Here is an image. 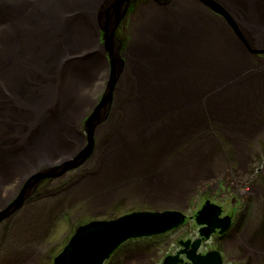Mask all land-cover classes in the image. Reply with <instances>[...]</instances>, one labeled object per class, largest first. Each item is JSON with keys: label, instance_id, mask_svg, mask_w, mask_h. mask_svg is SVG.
Returning <instances> with one entry per match:
<instances>
[{"label": "rangeland", "instance_id": "1", "mask_svg": "<svg viewBox=\"0 0 264 264\" xmlns=\"http://www.w3.org/2000/svg\"><path fill=\"white\" fill-rule=\"evenodd\" d=\"M47 1L49 2L50 0ZM32 2L39 4V0H24L23 7L16 10L15 14H12L9 9V0H0V60L2 65L11 67L13 65L12 68L16 72L15 75L12 73L13 70H4L0 73V208L3 204L10 203L17 198L18 190L22 188V176L31 167H35L42 158L49 156L50 158L68 157L71 154L58 148L59 145L56 146L52 140H46L49 137V132H46L47 129L53 127L49 131H55V126L63 134L61 137L65 141L63 144L67 145L66 148L71 152L78 150L77 140L78 136L81 139L79 132H83V130H78L77 124H82L83 122L84 126L85 120L82 114L92 109L91 107L101 104L100 101L107 86V80H105L107 72L101 67V63L99 64L100 61H105L106 55L102 49L98 48L95 40L96 35L94 36L95 38L89 36L91 31L89 29V21L97 25L95 29L99 27L100 12L111 4L109 0H59L54 8H51V10L44 9L39 15H31L33 11H36ZM144 6L145 4L143 6L139 4L132 9L135 15L127 19L125 24H123V29L118 33L119 42L122 43V52L130 53V55L135 54L137 49L132 43L143 47L145 43L150 41L149 37L140 36V32L143 29L141 27L149 24L144 13H140L143 11ZM247 8L249 9V7ZM148 9L146 8V10ZM243 13L249 15V17L246 16L248 21L243 20L248 25L260 23L263 26L261 38L259 37L260 40L255 38L253 42L248 45L243 44V46L247 50L249 68L252 69L250 73L264 76V22H258L264 19V11L261 14L262 18L252 15L254 23L250 20L249 12L244 11ZM167 15H174V9ZM29 16L37 18V24L30 23L29 19H27ZM218 19L227 20L224 17ZM95 20L98 23H95ZM220 20L216 23V26L221 25L222 22ZM39 23L40 26L36 29ZM46 24L47 27L45 28ZM153 28L154 26L151 29L155 32ZM218 28L222 30L221 27ZM223 28L227 32L232 30L230 25H226ZM23 29L30 31L29 42L9 33V31L19 33ZM248 36V32H246L244 39ZM6 39L14 40V45L11 47L3 45ZM166 39L167 36L164 35L161 41L163 48L171 45L170 41L165 42ZM95 51L101 55H92ZM258 57L262 61H258ZM168 63L160 64L159 67L157 65L153 69L146 65L141 66L143 75L154 71V76H158L153 78V80H148L151 83V88L147 87L148 91L142 87L137 89L136 93H130V91L136 89L135 82L124 80L125 74H123L120 83H118L117 92L116 90L114 91V100L108 109V114H112L114 119L101 128L98 132V138H94V140L97 139L99 142L97 153L103 156L107 154L108 158H114L113 154H118L121 151L122 158L139 160V169L130 171L131 173L127 176H118L115 179L117 182L115 187L120 190L115 193L114 197H119L121 191L125 194L123 197L120 196L118 198L120 199L119 204L114 208L107 207L99 200L100 193L96 194L90 190L87 179L90 176L93 177L97 169L90 166H85L81 169H78L77 166V169L76 167L70 169L73 171V176H71L73 179L69 182L74 181L76 183L78 180L83 179L78 185L84 191L82 194H76L72 189L58 195V191L64 189L62 185H65L64 182L67 181H58L56 187L51 185L52 187H49V189L55 192L54 198L50 202L53 204L55 201L54 205L62 211L61 214H57L54 218L50 217L52 218L51 222L47 220V217L55 211L54 206L52 205L47 209V201L42 200L34 209L23 206L16 215L4 221L6 222L5 224L2 225L1 223L0 235L4 242L2 264H12L11 261H15L13 264H53V259L65 249L77 227L89 220L91 222L93 220L96 223L111 222L125 215L132 214L134 211H174V207L181 203H174V200H172L174 196H171L174 193L170 194V196L163 193L149 195L141 191V185L144 181L146 184L151 177H157L159 180L167 178L173 181L175 166L185 161L183 158L178 157L180 155H188L193 148H197L199 142L196 143L194 141H199L201 135L204 134H209V136L207 138L204 137L205 145L202 149L203 155L201 158L210 159L206 160L207 163L200 173H195L193 183L189 185L191 189L194 188L196 190L193 194L198 200L199 205L196 206V208L199 207L198 210L204 208L206 205L204 201L207 200L206 196L210 195V192L201 190L203 187L199 188V186H203L206 183L207 177L211 176L215 180L219 174L225 173L223 172L224 166H221V164L226 162L227 158H245L242 164H237L234 168L243 173L246 172L250 176L245 179L248 185L249 180L252 179V182L258 181L260 179L259 176H261L259 183H264V174L255 169L260 167L264 170V107L254 117L256 122H254L252 134L247 135L244 133L231 136L228 134L226 122L221 118L220 113L200 103L197 106L199 110L196 111L193 120L191 116L187 120V123L192 122L194 126L191 135H197L193 139H190V137L181 139L180 131H178L175 139L174 107L176 105L174 104V95L179 94V92L175 91L174 80L170 82V78H172L170 73H174V59ZM95 65L98 66V79L94 81L97 82V89L88 98L83 93V88L89 85ZM170 65H172V68L169 67ZM127 69V75H129L130 71L131 79H135L134 76H131V68L127 67ZM58 74H65L63 76V85L68 88V92L62 90L63 98L49 112V128L45 127V134L39 132L43 135L36 138L28 129V123L31 121L29 113L31 110L35 111L36 107L44 103L43 101H38V99L42 98V96L39 97L41 94L46 97L45 101H48L47 97L51 89L47 85L49 83L53 85L52 79ZM66 76L74 77L75 83L72 86L65 84L69 81L68 78H65ZM186 76L190 75L187 73L185 76L182 75L178 78ZM103 78L104 80H102ZM39 79H41L42 84L39 83ZM164 79L166 80L164 81ZM161 81L162 84L160 86L157 85ZM155 85L157 89L153 88ZM40 88L43 91H40ZM80 96L83 98L82 101L79 99ZM151 97L153 100H150ZM220 102L221 99L219 98L218 105H220ZM80 104L84 105L82 113L77 111L73 114V106L75 108ZM88 104L90 107H88ZM16 106H18V109L15 112ZM86 107L87 109H85ZM23 113H26L27 116L23 115ZM69 114L73 115L72 120L67 117ZM90 115H87V118ZM119 115L124 118V115H126L127 118H119ZM44 119L39 118L37 114L35 120L43 122ZM16 125L20 127L18 136H5V128L16 127ZM111 125L114 129L108 134ZM139 125L142 126L138 127ZM200 125H202L201 128ZM135 126L138 128H135ZM207 127L209 131L204 133L203 131ZM140 129L142 131H139ZM148 131L150 133H147ZM113 137L117 139L109 140L107 144L102 141ZM44 141L45 144L42 145ZM128 141H133L134 145H129L127 149ZM239 145H241V150ZM45 146H47V149L44 151L41 147ZM104 157L106 158V156ZM215 158H222V162L217 160L216 164ZM212 163L215 167H213V172L209 174L207 165ZM250 164L254 168H250ZM50 166L54 168L57 164ZM231 172L235 175L238 173L235 171ZM75 174L78 175L75 176ZM234 174H231V178ZM225 179L228 182V178ZM204 187L212 188L211 186ZM37 189L29 197L30 199L37 197L35 195ZM56 194L60 198V202L55 196ZM96 195L97 202L95 203L94 197ZM70 199L72 200L70 204L73 203L76 212H78L75 216L80 215L81 217L80 220L78 219L74 223L70 221L71 215L74 214V211L71 210L73 205H62L69 202ZM85 200H87L86 203ZM186 205L187 203H182L179 207L182 206L184 208ZM198 210L195 212V209L191 207L190 210L183 212L185 216L189 214L187 217L193 218L190 229L193 235L186 228V230H183L182 237L192 239V236H195L196 233L193 230L198 229L196 224L199 223L195 219L199 212ZM220 215L219 218L223 219ZM213 237L202 245L199 252L215 244ZM147 238L149 239L150 237L127 240L114 251L109 260L114 258L112 261L117 264L119 262H122V264L125 262L127 264H162L166 258L174 253V230L167 234L153 236L151 237L152 241ZM30 242H32L31 245H29ZM15 245L22 246L21 250L24 251L15 248ZM17 250H19L20 256L13 253ZM128 252L139 254V259L127 260ZM257 252L259 251H256L255 255H260L259 257L264 259ZM109 260L107 259L105 264ZM186 260L192 264V261L187 256Z\"/></svg>", "mask_w": 264, "mask_h": 264}, {"label": "bare ground", "instance_id": "2", "mask_svg": "<svg viewBox=\"0 0 264 264\" xmlns=\"http://www.w3.org/2000/svg\"><path fill=\"white\" fill-rule=\"evenodd\" d=\"M22 1L24 2V0H9V9L11 10L12 14H15L16 10L23 7ZM58 2L59 0H50L49 2L47 0H39V4L32 2V4L35 5L36 11H33L31 15H39L40 12L44 9L51 10V8H54L58 4ZM113 2L114 0H109V3L111 4H109L108 7H106L100 12L99 23L103 26L109 23L108 26L110 27L114 23H117L119 19V13L124 12L126 8L122 7L121 9L116 8L114 10V7H110ZM136 3H138L137 5L140 4L142 6L145 4L143 11L140 13H144L146 20L150 25L147 24L145 26H142L141 28L143 29L140 32L139 28V32L141 34L140 36L149 37L150 41L145 43V46L143 47L139 46V44L132 43V45L136 47L135 49H137V51L135 52V54L130 55V53L127 54V52H122L121 50L115 51L116 48L114 50L105 49V52L102 48L103 39H101L100 43L98 42L97 45L98 48L102 49L106 55V59L104 58L105 61L99 62V64L101 63L102 65L101 67L107 72L105 80H107V82L110 80L115 59H117L119 62L124 63V67L120 69L121 79L123 74H125L124 80L135 82L136 89H133L132 91H130V93H136L137 89L142 87L144 90L148 91L147 87L151 88V83L148 80H153V78H157L158 76H154V71L143 75V65L149 66L151 69H153V67L157 65L159 67L160 64H169L168 62H172L174 59V73H170V76L172 77L170 78V82L174 80L175 91L179 92V94L174 95V104L176 105L174 107L175 139L177 138L176 133L178 131H180L181 139L186 137H190V139H193L197 135H191L193 133L194 126L192 125V122L187 123V120L190 116L193 120V116H195L196 111L199 110L197 106H199L200 103L220 113L221 118H223L226 122L225 124L227 125V131L229 135L235 136L244 133H246L247 135L252 134L254 122H256L254 121V117L256 116V114H258V111L264 107V76L252 75L250 73L252 69L249 68L247 50L245 49L243 44L248 45L249 43L253 42L255 38L260 40L263 26L262 24L260 25V23L248 25L243 20L248 21L246 16L249 17V15H246L243 12H249L250 20L252 23H254L252 15L260 16L262 18L261 14L262 11H264V0H134L130 7L127 6L128 8L124 18L119 22L118 25L116 24L114 26V28H116L114 34L115 38L118 39L117 42L120 41L118 33L121 29H123V24H125L129 17L135 15L133 14L132 6L134 7ZM247 7H249V9ZM146 8L149 9L146 10ZM107 9L108 11H106ZM173 9L174 15H167V13H169ZM219 10L226 12L228 16L232 18V21L218 19L223 18L222 15L218 14ZM27 19H29L30 23L37 24V18L29 16ZM224 19H226L225 16ZM219 20L222 23L221 25L216 26V23H218ZM258 22H264V19ZM95 23H98V21L95 20ZM226 25H230L232 27V30L227 32L226 29L223 28ZM39 26L40 23L37 25L36 29ZM153 26V30L155 32H153L151 29ZM218 27H221L222 30ZM245 31L248 32L249 36L244 39V34H246ZM29 32L30 31L25 29H23L19 33H16V31H9V33H12L17 38H23L26 42H29ZM164 35L167 36L165 42H171L170 47H162L161 41ZM89 36L91 38H95V35L93 34H89ZM95 40L97 42V37ZM14 43V40L6 39L4 40L3 45L11 47L12 45H14ZM119 44L122 43L120 42ZM96 54H99V52L95 51L94 53H92V55ZM100 55L101 54H99L98 56ZM257 60L262 61L260 57H258ZM12 67L2 65L0 60V73L4 70H13L12 73L15 75L16 72ZM127 67L131 68V76H134L135 79H131L130 71L129 75H127ZM169 67L172 68V65H170ZM94 68L95 70L92 75L93 77L91 76V81L89 85L83 88V93L88 98L92 95L93 91H96L97 89V82L94 81H97L98 79V66L95 65ZM187 73L191 77L186 76L184 78H178L182 75L185 76V74ZM63 76H65V74H58V76H55L52 79V83L54 86L50 83L47 85V87L51 89L47 97L48 101H45L46 97L41 94L39 97L42 96V98L38 99V101H43L44 103L41 106L36 107L35 111L31 110L29 113V118L31 119V121L30 123H28V129L35 135L36 138L42 137V135L45 134V127L49 128V112L52 108L57 106L60 100L63 98L62 90H64V92H68V88L63 85ZM65 78L69 79L68 83H65L67 86H72L75 83V79L73 76H66ZM102 80H104V78ZM165 80L166 79H164V81ZM39 83L42 84L41 79H39ZM161 84L162 81L157 85L160 86ZM107 86L104 89L102 100L107 92ZM153 88L157 89V86L155 85L153 86ZM39 90L43 91L42 88H40ZM219 98L221 99L220 105H218ZM79 99L80 101H82L83 98L80 96ZM102 100L100 101V103L102 102L100 104L101 106H93L91 107L92 109H89V111H87L85 114H82V117L85 120L84 126L83 122L82 124H77V129L83 130V132H79L81 139L77 134V142L79 147L77 151L71 152L69 151V149L66 148L67 145L63 144L65 141L61 137V135L63 134L58 129H56L55 126V131H49L50 128L53 127L47 129L46 132H49V137L46 138V140H52V142L56 146L59 145L58 148L63 149L64 151H68L71 154H69L68 157H60L61 159L50 158V156L47 158H42V160L36 166V169H49L50 165L57 164V166L54 168H59V171H56V173H59L62 172L60 170L64 166H68L70 164H72V166L76 165L77 168V166H79L80 164L78 165L77 163H72L77 158H85L83 161H81L82 165L89 158H93L90 167H94L95 169H97V171L94 173L93 177H88V186L91 188L90 190H92L94 193H100L105 202L110 203L114 198L112 192H115L118 189V187H115V185L117 184V182L115 181V179H117L116 177L127 176L129 173H131L130 171L139 169L140 163L139 160L135 158H122L121 151H119L118 154H113L114 158H108L107 154L104 155L106 156V158L100 153H97L95 155L94 149L96 147L97 139H95L93 147L94 149L92 150L91 154H86L90 151H88V144L90 142L89 140L83 141L81 134L89 135L88 132H91L93 133V137L98 138V132L101 130V128H103L106 123L111 122L114 119L112 114H108V109L110 108L112 103H108V100L105 99L104 101ZM113 100L114 97L112 98V102ZM150 100H153L152 97ZM88 107H90L89 104ZM83 108L84 105L82 104L77 105L75 108L73 106V114L77 111L82 113ZM17 109L18 106L15 107L14 111L16 112ZM85 109H87V107ZM37 114L39 118H45L43 122H38L35 120ZM90 114L92 115V117L88 116L87 118V115ZM23 115L27 116L26 113H23ZM124 116L125 118H127L126 115ZM67 117L69 118V120L73 119L72 114L67 115ZM120 117L125 119L124 117L119 115V118ZM90 120H99V123L96 125V127H94L93 123L88 124ZM71 123L73 124V122ZM142 125H139L138 127ZM155 126L162 127L159 125ZM201 126L202 125H200V128ZM138 127L135 126V128ZM5 129V136L17 137L19 134L20 127L16 125V127H6ZM113 129L114 127L111 125L108 134ZM139 131L142 130L140 129ZM208 131L209 129L207 127V129L205 128L203 132L207 133ZM147 133H150V131H148ZM208 136L209 134L201 135L199 141H194L196 143L199 142L197 144V148H193L188 155H180L178 157L183 158L186 162L182 160L183 162L175 166L174 177H172L174 179L173 181H170L167 178L159 180L157 179V177H151L150 179H148L146 184L145 181L144 183H142L141 191L149 195H158L160 193H163L165 195L169 194L167 196H170V194L174 193L171 195L172 197L174 196V198H172V200H174V203L181 202L177 207H174V211L163 210L156 211L155 213L164 214L165 212H174V218L176 217L175 214H179L183 219L185 217L183 211L178 210L180 208L182 209V206L179 207L182 203H190L191 207H196L199 205L198 200H196L195 195L193 194L196 190L194 188L191 189L189 185L193 183L192 181L194 180L195 173H200L207 163L206 160L210 159L201 158L203 155L202 149L205 145L204 137L207 138ZM112 139L117 138L113 137L108 140L103 139L102 141L106 142L105 144H107L108 141ZM128 143L130 144V146L134 145L133 141H128ZM44 144L45 141L42 143V145ZM41 148L45 151V149H47V146ZM99 148H101V146H99ZM128 148L129 147H127V149ZM239 148L241 150V145H239ZM96 158H99L98 161H95ZM217 160L221 161L222 158H215L216 164ZM243 160H245V158H227L226 162H223L221 164V166H224L223 172L225 173H223L220 169V171L223 173L222 175L219 174V176H217L215 180L213 177L209 176L206 178V183L203 186H199V188L203 187L201 190H208L206 188L210 187L204 186H211L212 188L210 189L214 191V193H212V191H210L209 193L214 194V196L207 195V200L204 201L207 204L208 209H211V213L220 214L222 208L225 209L226 206L228 207V205H231V202L233 203L234 197L236 196V190L235 183L234 180L231 178L230 171L238 172L236 179L239 181L245 180L247 179V177H249L247 176L246 172L243 173L242 171H239L234 168V166H237V164H242ZM207 166L209 167L208 172L209 174H211L215 165L212 163L208 164ZM65 173L66 172H64L58 177H63ZM225 178H228V182H226ZM219 186L221 187L219 188ZM72 189L76 194H82V192L84 191L83 188L77 184H74L71 190ZM18 191L19 194L21 189L19 188ZM119 195L123 197L125 194L123 191H121ZM168 200H170V198H168ZM66 204H69V202L64 203L62 205L65 206ZM4 205L6 206V203L3 204V206ZM71 208L73 211L75 210L74 205L71 206ZM201 211L202 209L198 212L196 216V221H200V224L196 225L199 226L200 229L193 230L195 231V236H197V238L194 241L188 242L190 244L185 243L186 241L179 242L181 249H183L182 251H180V253L185 254L187 257L189 255L185 253V251H190V249L192 248L191 244L195 243L198 240H200V243L202 244V242L205 240L201 236V230L204 227L209 226L208 223L212 224L215 222L213 221V215L211 218L210 214H208L209 210L208 212H204L203 215H200ZM61 212V210H59V212L56 211L57 214H61ZM140 212L146 213L147 211H134V213ZM72 215L74 219L76 216L74 214ZM223 220L224 219H222L221 222H217L219 224L227 222L229 223V227L226 230L222 228L217 229L220 231L221 235H223L221 239H215V244L211 245L208 249L204 251L199 252V248L198 252L195 253V255L205 256L209 252L213 251L215 252L214 261H217V263L219 262V264H253L254 261L259 260L260 255H255V252L259 251V253H263L264 248L260 247L259 245H256V243H248L245 239H243L240 233H235L233 236H225L224 234H226L228 230L233 226V223H237L238 221L233 217H228L227 220ZM150 221L151 219H149L147 222L136 221L135 225L145 223V225H148L147 223H149ZM227 223L225 224V226L227 225ZM83 226L84 225L78 226L77 230ZM176 228L181 229L183 228V226L179 225L178 227H175L170 231H173ZM170 231H166V233L164 232L163 234H167ZM163 234L152 235L150 237L160 236ZM190 253L192 254V252ZM174 257H178L174 261V264H185V261L182 260L180 254ZM189 260L191 259L189 258ZM209 263L213 264V261H209ZM162 264H165V261H163ZM192 264L194 263L192 262ZM257 264L259 263L257 262Z\"/></svg>", "mask_w": 264, "mask_h": 264}, {"label": "water", "instance_id": "3", "mask_svg": "<svg viewBox=\"0 0 264 264\" xmlns=\"http://www.w3.org/2000/svg\"><path fill=\"white\" fill-rule=\"evenodd\" d=\"M136 1V0H135ZM134 0H114L110 7H114V10L121 9L122 7H126L124 12L119 13V19L117 23H114L112 26L105 25L99 23V27L95 29L97 25L89 21V29L91 31L90 34L96 35L97 43H100V40L103 39L102 48L104 49H112L115 51H120L122 48V44L117 42V38H115V30L114 26L119 24V22L124 18L127 11V6H131ZM109 9V8H108ZM108 9L106 11H108ZM219 15L225 16L227 20L232 21V18L228 16L226 12L222 10L218 11ZM108 13V12H106ZM90 25L91 28H90ZM47 27V24L44 26ZM98 31V32H97ZM106 52V51H105ZM97 55V54H96ZM113 57V56H112ZM106 59V58H105ZM124 67V63L119 62L115 59L114 67L111 73V78L107 82V92L104 95L102 101L108 100V103H112V98L114 97L113 92L118 90V83L121 81V73L120 69ZM111 99V100H110ZM102 103V102H101ZM99 106V105H98ZM101 106V105H100ZM109 107V106H108ZM107 107V108H108ZM92 117V115H90ZM93 119V118H92ZM93 123L94 127L99 123V120H90L88 122ZM87 124V123H86ZM88 134L82 136L83 140H89V153L91 154L92 150L94 149L95 140L93 137V133L88 132ZM91 133V134H90ZM130 144L127 145V147ZM85 158H77L72 163H77L78 165L81 164ZM39 164V163H38ZM37 164V165H38ZM36 165V166H37ZM35 167H31L26 173L22 176V188L20 193L18 194L17 198L14 199L12 202L6 204V206H2L0 208V225L4 221L8 220L10 217H13L18 211H20L23 206L26 204L27 200L31 195H33L34 191L38 188V186L47 179L57 178L58 176L62 175L64 172L76 167V165L72 166V164L68 166H64L59 172V168H52L51 166L49 169L45 168L43 170H37ZM40 166V165H39ZM36 169V170H35ZM211 218L215 221L214 223H208L209 226L204 227L201 230V236L205 239H210L213 233L216 232L218 228H222L226 230L229 226V223L225 226L226 223H218L222 219H219V213H211L210 210L206 206L200 212V215L204 214V212H208ZM174 212H165L164 214H157L153 212H146V213H132L129 215H125L124 217H120L117 220L111 222H90L83 227L79 228L72 239L69 241L68 245L65 249L55 258L54 264H104L107 259L117 250L124 242L130 239H138L144 237H150L152 235H159L163 234L166 231H170L171 229L182 225L184 222V218ZM131 218V220H130ZM218 218V219H217ZM228 217H225L224 220H227ZM149 219L151 221L145 224H136V221L140 222H147ZM205 220V219H202ZM223 220V221H224ZM200 224V221L198 222ZM190 242V241H188ZM186 242V243H188ZM190 244V243H188ZM200 240L196 241L192 244V248L187 253L189 258L192 260L194 264H212L209 261H213V264H219L217 261H214L215 252L211 251L205 256L195 255L200 248ZM190 247V246H189ZM192 252V254L190 253ZM191 255V256H190ZM178 257H174L173 255L166 258L165 264H174V261ZM182 263V262H181Z\"/></svg>", "mask_w": 264, "mask_h": 264}, {"label": "flooded vegetation", "instance_id": "4", "mask_svg": "<svg viewBox=\"0 0 264 264\" xmlns=\"http://www.w3.org/2000/svg\"><path fill=\"white\" fill-rule=\"evenodd\" d=\"M138 3H136L134 5V7L132 6V8H135V6H137ZM131 8V9H132ZM82 136H84L83 134H81ZM83 140V138H82ZM85 141V140H83ZM98 140L96 141V147L94 149V154L96 155L97 153V144H98ZM94 155V156H95ZM99 158H96L95 161H98ZM91 161H93V158H89L83 165L80 164V166H78V169L84 168L85 166H90L91 165ZM250 168H254L252 167V164H250ZM77 169V168H76ZM258 170V172L263 173L264 174V170L260 167L255 168ZM73 171L72 170H68L63 177H57L54 179H48L46 181H44L42 183V185H40L37 189V192H35V195L37 196L36 198L33 199H29L28 202L26 203L25 207H29L34 209L35 206L39 205V203L42 200H46L47 201V209L50 206H54V212L52 215H48L47 220L49 222H51L52 218L50 217H55L57 215L56 211L59 212L60 208H57L54 203L52 204L50 201L52 198H54V192L55 191H51L49 189V187H56V183L58 181H67L64 182L65 185H62V188H64L61 191H58V195L62 194L63 192H67L68 190H71V188L74 186V184L78 185L80 183L81 180H78V182L74 183V181L69 182L70 180L73 179L72 175ZM231 174H234L233 172L230 171ZM78 174H75V176H77ZM238 175V173L232 177V179L234 180L235 183V190H236V196L234 197L233 203L231 202L230 206H226L225 209H221L222 214L220 215L221 218H225V217H233L235 219H237V223H233V226L228 230V232L226 234H224L225 236H233L235 233H240V235L243 237V239H245L248 243H256V245H259L260 247L264 248V183L260 184L259 180H261V176H259V180H255V182H252V179L249 180V185L245 182L246 180H237L236 176ZM247 176H249L247 174ZM250 177V176H249ZM78 178V177H77ZM76 178V179H77ZM62 182V183H63ZM52 185V186H51ZM58 185H60V183H58ZM22 186V184H21ZM221 186H219L220 188ZM226 187V186H224ZM21 189V188H20ZM208 190H205V192H210L212 191L210 188H206ZM120 189L118 188L115 192H112L113 197L115 195L116 192H118ZM212 193H214V191H212ZM58 195L56 194L55 196L58 198L59 202H60V198L58 197ZM210 196H214V194H210ZM41 197V198H39ZM97 195L94 197V202L96 203ZM120 197V196H119ZM119 197H114L112 202L107 203L104 201L102 195L99 196V200L101 202H103L105 204V206L110 207V208H114L117 204H119ZM77 198V197H76ZM88 199V198H87ZM118 199V200H117ZM54 200V199H53ZM72 200L69 201V205H74L73 203H71ZM87 202V200H85V203ZM213 203V202H212ZM195 209V212L199 209L196 207H193ZM191 206L190 203H187V205L184 208H180L178 210L185 212L186 210H190ZM72 210V209H71ZM200 211V210H198ZM78 212H76V209L74 210V215H76ZM49 214V213H48ZM184 214V213H183ZM185 215V214H184ZM189 215V214H188ZM188 215H186L184 217V222L182 224L184 230H186V228H188L189 231H191V235H192V230L191 229V221H192V217H187ZM58 217V216H57ZM56 217V218H57ZM196 217V216H195ZM80 215L76 216L73 219V215H71V219L70 221L72 223L76 222L78 219L80 220ZM196 219V218H195ZM74 220V221H73ZM93 221V220H92ZM91 220L86 221L84 224L82 225H86L88 223H90ZM183 228H176L174 229V253L172 255L176 256L178 254H180V257L182 258L183 261H185V264H191L190 262H188L186 260V255L183 253H180V251H182L183 249H181L179 242L180 241H194L197 237L192 236L193 238H184L182 237L183 234ZM198 229H200V227H197ZM77 231V229H76ZM75 234V233H74ZM214 236V237H213ZM223 235H221L219 230H216L215 233L212 234V236L210 237V239L213 237L214 239H221ZM148 239V238H147ZM205 239V238H203ZM210 239H205V240H210ZM148 240L152 241V238L150 237ZM203 241L201 244V247L203 244H205V242L207 241ZM33 241V240H32ZM35 242V241H33ZM185 242V243H186ZM32 242H30L29 245H31ZM192 245V244H191ZM190 245V246H191ZM3 247H4V242L2 241V236L0 235V264H2V251H3ZM22 246L19 245H15V248L19 249L20 251H24L21 250ZM200 247V248H201ZM19 250L14 251L13 253L17 256H20L19 254ZM262 252V251H260ZM131 253V252H130ZM129 252L127 253V260H131V259H139V254L137 253H131ZM257 254H261L264 258V252L263 253H259L257 252ZM59 255V254H58ZM57 257V256H56ZM55 257V258H56ZM119 257V256H118ZM53 259V264H54V260ZM112 258V257H111ZM114 259V258H112ZM112 259H108L109 261L106 262V264H117V263H113ZM259 259V258H258ZM15 261H11V263L13 264ZM257 262L259 264H264V259L260 258L259 260H256L253 262V264H257ZM126 263V262H125ZM124 263V264H125ZM105 264V263H104ZM118 264H122V262H119ZM127 264V263H126Z\"/></svg>", "mask_w": 264, "mask_h": 264}]
</instances>
